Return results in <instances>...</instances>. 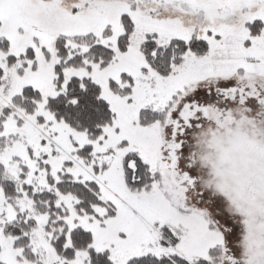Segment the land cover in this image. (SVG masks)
I'll return each mask as SVG.
<instances>
[{"label":"snow or ice","instance_id":"1","mask_svg":"<svg viewBox=\"0 0 264 264\" xmlns=\"http://www.w3.org/2000/svg\"><path fill=\"white\" fill-rule=\"evenodd\" d=\"M0 264H264V0H0Z\"/></svg>","mask_w":264,"mask_h":264}]
</instances>
